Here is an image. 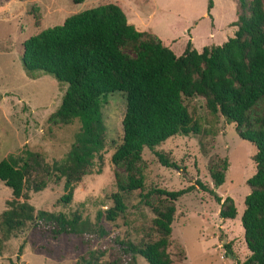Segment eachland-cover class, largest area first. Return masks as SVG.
I'll use <instances>...</instances> for the list:
<instances>
[{"label": "trees", "instance_id": "obj_1", "mask_svg": "<svg viewBox=\"0 0 264 264\" xmlns=\"http://www.w3.org/2000/svg\"><path fill=\"white\" fill-rule=\"evenodd\" d=\"M234 2L233 36L200 52L187 41L182 53L175 56L155 36L135 30L113 4L71 15L22 43L20 63L25 75L32 79L34 73H42L66 86L53 119L60 125L75 121L78 131L60 161L47 165L29 151L0 161V183L11 196L0 213V251L2 242L27 224L53 239L86 234L89 224L76 214L35 211L27 192L37 193L43 184L28 187L27 178L39 170L62 181L57 203L68 205L86 168L101 157L105 145L101 106L109 95L118 93L124 99L122 135L110 163L121 165L126 178L125 182L115 180L111 207L96 212V223L112 222L125 212L122 194L143 190L136 164L144 150L153 153L161 167L177 169L155 148L175 136L199 134V126L183 104V100L199 98L207 113L218 114L226 124H233L237 137L254 149L251 160L255 172L246 181L250 192L243 200L239 219L249 256L241 264H264V107L261 116L250 117L254 106L264 101V0ZM211 8L212 0H206L209 19ZM209 176L213 187L222 184V171L211 170ZM197 186L219 201L211 190L199 183ZM192 190L191 186L176 192L152 189L142 198L155 194L172 203ZM220 206V219L235 218L232 200L227 198ZM153 214L154 240H140L138 244L112 240L115 260L99 262L106 253L102 248L88 250L75 264H136V258L146 264H171L167 247L174 208L167 205L163 210L154 209ZM97 233L99 238L106 236L101 229Z\"/></svg>", "mask_w": 264, "mask_h": 264}, {"label": "rangeland", "instance_id": "obj_2", "mask_svg": "<svg viewBox=\"0 0 264 264\" xmlns=\"http://www.w3.org/2000/svg\"><path fill=\"white\" fill-rule=\"evenodd\" d=\"M75 1L0 0V161L24 151L37 154L47 165L60 161L78 131L75 121L60 125L53 119L66 86L38 72L31 79L22 70V43L40 31L60 25L65 18L81 11L113 4L137 31L152 34L162 43L176 38L169 48L175 56L183 51L186 42L183 37L191 22L197 49L211 42L220 45L233 36L229 29L222 30L225 23L235 20L232 0H214L211 15L221 35L211 42L206 40V32L209 33L206 0H152L154 11L139 10L148 6V0H83L80 4ZM132 15H136V21ZM183 104L199 126V134L175 136L155 148V152L164 155L177 169L161 167L153 153L144 150L136 164V176L142 177L143 190L122 194L125 212L112 222L96 223V212L111 207L115 180L125 182L126 178L121 165L110 163V156L121 140L124 99L118 93L109 95L101 106L105 144L101 157L92 160L86 168L73 190L71 202L66 206L57 203L62 194V181L47 177L39 170L27 178L28 187L43 184L39 192H27L28 203L35 211L76 214L88 222L86 234L53 239L27 224L2 242L0 264H75L88 250L102 248L106 253L99 262H111L115 260L112 240L138 244L140 240L155 239L151 236L153 210H163L167 205L174 208L167 247L171 264H241L249 256L239 219L243 200L250 192L246 181L255 172L251 160L254 149L237 137L233 124H226L218 114L207 113L202 99H186ZM263 107L264 101L258 102L250 117L261 116ZM211 170L223 172V182L216 188L209 176ZM197 183L211 190L219 201L202 192ZM190 186L193 190L189 194L172 203L155 194L142 198L152 189L176 192ZM227 198L235 208L233 220L218 217L220 204ZM10 199V190L0 183V213ZM98 228L106 232L104 238L98 237ZM136 264L146 263L136 258Z\"/></svg>", "mask_w": 264, "mask_h": 264}, {"label": "crops", "instance_id": "obj_3", "mask_svg": "<svg viewBox=\"0 0 264 264\" xmlns=\"http://www.w3.org/2000/svg\"><path fill=\"white\" fill-rule=\"evenodd\" d=\"M233 2H234V0H232ZM234 4V8H235V2L233 3ZM214 6H215V2H214V0H212V8L210 9V16H211V18L209 19L207 16H206V14H205V16L208 18V20H209V27H208V30H209V33L208 32H206L207 33V42H211L210 40H212V39H215V40H217L219 37H220V35H221V33H220V31L218 30V28H216V25H214V19H213V17H212V15H211V13H212V10H213V8H214ZM206 7V6H205ZM145 9H149L150 11H154L155 10V6H154V4H153V2H152V0H148V6L147 7H144V8H142V9H139V10H145ZM137 14V13H136ZM126 18V17H125ZM131 18H133V20H135L136 21V15L135 16H131ZM210 20H212L211 21V23H210ZM235 20H236V16H235ZM235 20H232V21H230V22H228V23H225L224 24V26H223V28H222V30H227V29H229L230 31H232L233 33H234V31H235V27H227L226 28V26L227 25H230V24H232L233 22H235ZM194 26V24H193V22H191V25L190 26H188V27H186L187 29L185 30V36L183 37L184 38V40H186V42L187 41H189V43L191 44V46H192V48L194 49V50H196L197 52H200L201 51V49L202 48H204V47H209V46H212L214 43L213 42H211V44L210 43H207V45L205 44L203 47H201L200 46V49H197L195 46H194V44H193V38H192V35H193V31H191V27H193ZM135 29V28H134ZM136 30V29H135ZM221 30V31H222ZM146 33V32H145ZM186 33L188 34L187 36H186ZM152 35V34H151ZM158 39V38H157ZM177 40L176 38H172V39H170L169 41L167 40V42H164V43H162V40H160L161 41V43L163 44V46H165V47H167L168 49L170 48L171 49V46H172V44L175 42L174 40ZM227 40V39H226ZM225 40V41H226ZM222 42H223V39L221 40ZM224 41V42H225ZM186 42H185V44H186ZM223 42V43H224ZM185 44H184V46H185ZM209 44V45H208ZM221 45V44H220ZM213 46H215V45H213ZM216 46H218V45H216Z\"/></svg>", "mask_w": 264, "mask_h": 264}]
</instances>
